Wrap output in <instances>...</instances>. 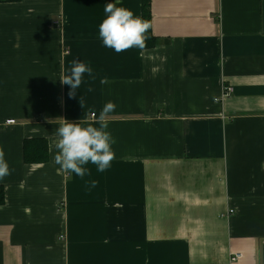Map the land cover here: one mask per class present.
Returning <instances> with one entry per match:
<instances>
[{
  "label": "crops",
  "instance_id": "crops-1",
  "mask_svg": "<svg viewBox=\"0 0 264 264\" xmlns=\"http://www.w3.org/2000/svg\"><path fill=\"white\" fill-rule=\"evenodd\" d=\"M143 1L0 0V264H264V0H148L157 44L106 48L105 5ZM109 101L111 166L58 171L60 118L99 127Z\"/></svg>",
  "mask_w": 264,
  "mask_h": 264
},
{
  "label": "clouds",
  "instance_id": "clouds-1",
  "mask_svg": "<svg viewBox=\"0 0 264 264\" xmlns=\"http://www.w3.org/2000/svg\"><path fill=\"white\" fill-rule=\"evenodd\" d=\"M104 12L106 16L98 29L99 37L106 48L122 53L133 48L142 51L147 47L148 31L152 26L150 20L137 16L130 9L112 2L105 5ZM92 72V68L84 62L72 61L69 73H62L59 78L63 85L70 86L69 97L75 96L85 73L92 76ZM101 83H107V80L102 79ZM116 107L117 105L112 101L103 106L96 120L99 127L86 124L84 121L69 122L60 118L59 127L55 130L54 142L56 149L54 163L59 165L58 171L65 174L75 173L83 178L89 174V169L85 167L89 163L95 165L99 172H104L111 166L116 155L112 145L116 141L107 130L108 116ZM11 171L5 159V152L0 147V180L11 175ZM96 183V181L91 182L93 187Z\"/></svg>",
  "mask_w": 264,
  "mask_h": 264
},
{
  "label": "trees",
  "instance_id": "trees-1",
  "mask_svg": "<svg viewBox=\"0 0 264 264\" xmlns=\"http://www.w3.org/2000/svg\"><path fill=\"white\" fill-rule=\"evenodd\" d=\"M6 2H15L19 0H4ZM142 18L151 21L150 7L148 0L142 3ZM149 39L147 40V47L152 48L157 44L156 39L152 36L151 28L148 31ZM48 159V147L44 140H26L24 143V161L28 164L44 163ZM5 192L4 188L0 186V205L4 203Z\"/></svg>",
  "mask_w": 264,
  "mask_h": 264
},
{
  "label": "built area",
  "instance_id": "built-area-1",
  "mask_svg": "<svg viewBox=\"0 0 264 264\" xmlns=\"http://www.w3.org/2000/svg\"><path fill=\"white\" fill-rule=\"evenodd\" d=\"M230 92H231L230 91V88L226 87L224 89V91H223L222 98L227 97L230 94ZM13 123H14V121H12V120H9V121L6 122V124H13ZM231 213H232V211H229L228 214L230 215ZM241 258H242V255L241 254L235 253V254H233V257H231V261H238Z\"/></svg>",
  "mask_w": 264,
  "mask_h": 264
}]
</instances>
